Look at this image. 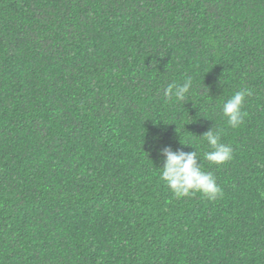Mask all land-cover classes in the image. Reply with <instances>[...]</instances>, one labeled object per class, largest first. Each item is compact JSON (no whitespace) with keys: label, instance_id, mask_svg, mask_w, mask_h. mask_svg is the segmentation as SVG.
Listing matches in <instances>:
<instances>
[{"label":"trees","instance_id":"1","mask_svg":"<svg viewBox=\"0 0 264 264\" xmlns=\"http://www.w3.org/2000/svg\"><path fill=\"white\" fill-rule=\"evenodd\" d=\"M167 146L222 194L176 197ZM0 264H264V0H0Z\"/></svg>","mask_w":264,"mask_h":264},{"label":"clouds","instance_id":"2","mask_svg":"<svg viewBox=\"0 0 264 264\" xmlns=\"http://www.w3.org/2000/svg\"><path fill=\"white\" fill-rule=\"evenodd\" d=\"M192 87L193 81L191 77H188L182 84L168 85L164 95L167 98L174 97L177 101H185ZM252 95L251 88L242 87L222 104L221 111L227 118L229 126L236 128L242 124L246 115L242 110L244 103ZM201 137L207 141L211 149L204 152L203 158L205 160L219 166L232 159V147L221 142L220 132L214 130L212 126ZM159 155L162 157L159 178L166 183L176 197H187L193 193H201L208 199L214 200L222 194L214 175L202 170L196 150L190 152L174 151L170 146H167L160 149Z\"/></svg>","mask_w":264,"mask_h":264}]
</instances>
